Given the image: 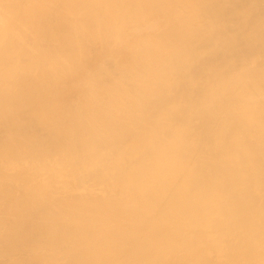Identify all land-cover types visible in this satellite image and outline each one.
<instances>
[{"label": "bare ground", "instance_id": "obj_1", "mask_svg": "<svg viewBox=\"0 0 264 264\" xmlns=\"http://www.w3.org/2000/svg\"><path fill=\"white\" fill-rule=\"evenodd\" d=\"M0 264H264V0H0Z\"/></svg>", "mask_w": 264, "mask_h": 264}]
</instances>
